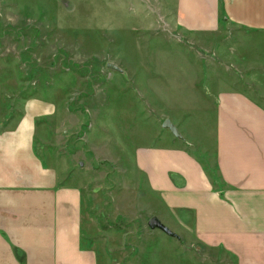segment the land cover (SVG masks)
Returning <instances> with one entry per match:
<instances>
[{"label": "rangeland", "instance_id": "obj_1", "mask_svg": "<svg viewBox=\"0 0 264 264\" xmlns=\"http://www.w3.org/2000/svg\"><path fill=\"white\" fill-rule=\"evenodd\" d=\"M176 8L177 0H0V127L40 113L41 156L81 187L83 239L103 264L212 254L178 234L136 164L141 147L210 146V84L225 89L248 73L227 68L224 27L220 36L187 33ZM154 215L177 237L150 228Z\"/></svg>", "mask_w": 264, "mask_h": 264}, {"label": "crops", "instance_id": "obj_2", "mask_svg": "<svg viewBox=\"0 0 264 264\" xmlns=\"http://www.w3.org/2000/svg\"><path fill=\"white\" fill-rule=\"evenodd\" d=\"M174 18L199 37L220 36L224 27L227 68L248 73L225 89L210 84V146L185 142L135 153L178 234L212 253L176 262L168 253L156 263L264 264V0H177ZM41 117L22 114L0 127V264H103L97 245L83 239L81 187L41 156Z\"/></svg>", "mask_w": 264, "mask_h": 264}, {"label": "water", "instance_id": "obj_3", "mask_svg": "<svg viewBox=\"0 0 264 264\" xmlns=\"http://www.w3.org/2000/svg\"><path fill=\"white\" fill-rule=\"evenodd\" d=\"M108 66L110 68L119 69L115 64H112V63L108 64ZM163 127L169 128L175 136L181 137V134L178 128L173 124V122L169 118H166L164 120ZM148 225L152 229L158 228V229L163 230L169 236L177 237V234L173 230H171L168 226H166L156 215L150 217L148 221Z\"/></svg>", "mask_w": 264, "mask_h": 264}]
</instances>
